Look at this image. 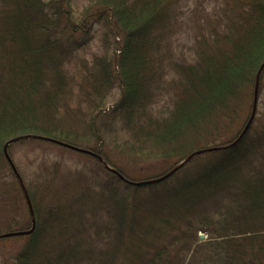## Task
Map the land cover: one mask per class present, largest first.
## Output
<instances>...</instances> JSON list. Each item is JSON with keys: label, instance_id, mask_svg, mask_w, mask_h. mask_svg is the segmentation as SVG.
I'll return each instance as SVG.
<instances>
[{"label": "trees", "instance_id": "obj_1", "mask_svg": "<svg viewBox=\"0 0 264 264\" xmlns=\"http://www.w3.org/2000/svg\"><path fill=\"white\" fill-rule=\"evenodd\" d=\"M72 1L0 0V234L32 226L21 184L34 220L30 233L0 237V264H264L257 111L233 143L256 79L261 92L264 0H88L77 21ZM101 22L112 53L73 68L72 55ZM182 32L193 37L190 59L173 54ZM115 124L120 137L112 139ZM31 135L87 148L114 171L25 137L17 141L85 155L93 169L74 181L40 158L27 177L11 143L16 174L4 145Z\"/></svg>", "mask_w": 264, "mask_h": 264}, {"label": "rangeland", "instance_id": "obj_2", "mask_svg": "<svg viewBox=\"0 0 264 264\" xmlns=\"http://www.w3.org/2000/svg\"><path fill=\"white\" fill-rule=\"evenodd\" d=\"M210 6L215 3V0H209ZM88 0H73L71 4L72 8V17L74 20H78L82 14V10ZM193 0L188 2L189 6H192ZM206 5V4H205ZM208 6V8H210ZM186 10H184L185 12ZM103 22L94 24L92 34L93 37L91 41L85 45L81 49H77L74 54L72 55L70 64L73 68L80 69L81 63L86 61L90 63L94 56H100L104 54H111L113 51V40L111 37H108L103 40V31H104ZM192 34L189 32H182L178 36L174 38L172 41V50L174 57L177 59L187 58L190 59L191 55L193 54L192 46H193V39ZM118 39H116L117 41ZM119 89L117 86H114L104 98V104H102V110L107 112L115 100L118 97ZM81 107L85 106L88 107L85 103L80 104ZM163 107V102H160L158 105V109ZM249 111V110H248ZM256 116L259 115V118L262 119L264 122V74L262 80V87L261 92L258 97L257 106H256ZM119 124H115L113 128H111L107 133L106 136L116 139L120 137L119 132ZM123 137L124 134H121ZM86 137L82 138L85 139ZM12 153L13 160L18 164L19 168L23 170L26 168L27 170V177H33L32 175V167L33 164L38 162V160L44 159L45 162L49 163H59L63 167V176L65 178L76 180L74 176L83 175L86 171L89 172V169H93V162L89 160L85 155H80L75 152L65 151L60 148L50 147L47 145H40L35 147H30L23 141H15L9 146ZM252 171L248 173L251 175ZM77 183H83L79 181ZM203 235V239L199 240L204 241L207 237L206 234L203 232L198 233Z\"/></svg>", "mask_w": 264, "mask_h": 264}, {"label": "water", "instance_id": "obj_3", "mask_svg": "<svg viewBox=\"0 0 264 264\" xmlns=\"http://www.w3.org/2000/svg\"><path fill=\"white\" fill-rule=\"evenodd\" d=\"M264 66V62L261 64V68ZM257 99H258V79H256L255 81V85H254V89H253V99H252V106H251V112H250V115L248 117V120L245 124V126L243 127L242 131L240 132L239 136L236 138V140L233 142L235 143L243 134L244 132L247 130V128L249 127L253 117H254V114H255V110H256V106H257ZM25 137H30V138H40V139H43V140H47V141H51L53 143H56L58 145H61V146H64L66 148H69V149H72L74 151H77V152H80V153H84V154H89V155H92V156H95L99 161L100 163L103 165V166H106L107 168L113 170L112 168H110L103 160V158L97 154V153H94L92 152L91 150L87 149V148H82V147H79V146H75V145H72V144H69V143H66V142H63V141H60V140H56V139H52V138H48V137H42V136H34V135H31V136H18V137H15V138H12L10 139L9 141L6 142V144L4 145V151H5V156H6V159L7 161L9 162V164L11 165L13 171L17 174V171H16V168L14 167L9 155L7 154V151H6V148L9 144H11L12 142H15L17 140H20L22 138H25ZM232 143V144H233ZM213 149H217L216 148H207V149H202V150H196L194 152H191L188 156H186L184 159H182L177 165H175L169 172H167L166 174H164L163 176L159 177V178H156V179H151V180H147V181H143L141 183H152V182H156V181H159L163 178H165L166 176H168L169 174H171L173 171H175L177 168H179L181 165H183L187 160H189L193 155H196V154H200L204 151H209V150H213ZM114 171V170H113ZM20 181V180H19ZM21 182V181H20ZM21 187H22V190H23V194H24V197H25V200H26V203H27V206H28V209H29V212H30V215H31V220H32V226L29 230H18V231H11V232H6V233H2L0 234V237H10V236H16V235H23V234H28L31 232V230L33 229V225H34V220H33V212H32V206H31V203H30V200L28 198V195L26 193V190L23 186V184H21ZM199 240H202L203 239V235L202 234H199L198 236Z\"/></svg>", "mask_w": 264, "mask_h": 264}]
</instances>
